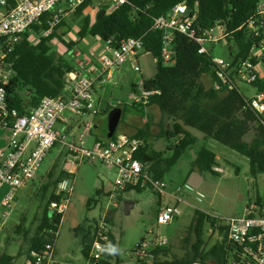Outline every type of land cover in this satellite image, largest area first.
Returning <instances> with one entry per match:
<instances>
[{"label":"built area","instance_id":"1","mask_svg":"<svg viewBox=\"0 0 264 264\" xmlns=\"http://www.w3.org/2000/svg\"><path fill=\"white\" fill-rule=\"evenodd\" d=\"M87 1L0 0V41L4 40L2 45L12 51L21 42L23 35L30 32L46 14H50L49 30L42 36H50L62 22L73 18ZM110 1L112 5L107 13L128 3L127 0ZM197 19V9H191L186 3L177 4L166 15L153 19L152 29L163 33L164 61L172 62L176 55L177 33L196 41L200 47L199 54L211 58V87L217 92L238 91L245 98L246 108L251 109L264 125V91L259 89V86L264 85V0L259 2L255 15L245 24L252 44L247 56L238 62L233 57L217 58L207 47L208 44L226 40L228 34L225 25L220 23L213 28L203 29L198 25ZM36 40L34 36L33 42ZM103 43L101 52H85L74 46L72 53L77 68L68 74L64 93L58 97H44L37 108L25 115L8 105L4 84L15 73L4 64L6 54L0 55V129L11 133L7 150L0 154V188H8L2 201L4 217L15 206L18 190L35 179L54 147L59 146L68 153L70 173L83 162L101 163L114 172L115 183L108 195L109 204L95 227L89 254L90 264H101L104 260V252L99 251L95 245L103 247L110 240L108 216L111 211L120 207L119 200L126 190L149 189L161 195L172 196L176 200L175 206L165 202L158 207L156 220L159 225H169L178 219L182 214L179 204L185 201L180 195L168 193V184L154 178L148 163L136 157L139 152L151 147L143 138L118 134L115 138L99 141L88 147L87 138L92 134V124H85L78 138L57 128L59 122L66 127L72 125L74 120L70 115L84 117L99 114L97 90L110 82L117 69L130 63L133 71L143 76L140 54L145 50L142 37L127 38L118 44L114 38H110ZM240 83L252 87L256 94L251 99L247 98L239 89ZM159 94V91L146 90L143 78L142 84L133 92L131 106L147 107L151 104L152 97ZM216 171L223 172L217 168ZM185 188L191 190L193 187L187 185ZM181 192L182 189L178 188L177 193ZM56 193L63 196V200L52 202L50 210L64 217L72 188L61 186ZM221 223L227 229L228 243L236 248L237 258L233 264H264V207L250 203L244 214L222 219ZM60 226L61 224L57 225V229L49 231L52 241L39 251H32L27 264H64L56 256ZM168 243L167 238L159 237L143 241L135 251L136 264H153V249Z\"/></svg>","mask_w":264,"mask_h":264},{"label":"trees","instance_id":"2","mask_svg":"<svg viewBox=\"0 0 264 264\" xmlns=\"http://www.w3.org/2000/svg\"><path fill=\"white\" fill-rule=\"evenodd\" d=\"M127 1V4L120 6L112 13H107V9L101 7L99 13L106 11V15L99 20V13L95 19L85 15V12L95 4V0H88L78 9L73 18L82 20L79 31L80 40L98 37L106 41L114 38L115 43L118 44L127 38L142 37L145 53L152 55L156 60L157 72L152 78L144 79V87L148 91L160 92L159 95L152 97L151 103L157 104L171 117L173 126L166 136L178 139V143L168 148L170 152H173V156L167 161L160 153H154L153 161L150 163V172L153 177L163 180L166 169L175 164L182 154L195 144L196 138L188 128L196 129L245 156L250 161L253 174L264 175V125L251 109L246 108L245 98L238 91H231L226 96H221L222 92L208 87L204 78L209 76L213 79L211 58L199 54L198 43L182 34L175 35L176 55L172 62L166 63L162 57L163 33L152 29L154 18L166 15L177 4L186 3L191 9H197V23L201 28H213L220 23L225 25L228 34L226 40L229 44V58L233 57L238 62L247 56L251 47L252 43L245 24L255 15L261 0ZM49 19L50 14L44 15L30 32L23 35L21 42L16 44L12 51H8L4 45L0 44V55L6 54L4 64L15 73L4 84L7 102L11 109L17 110L21 115L29 114L37 108L44 97L62 95L68 74L77 68L73 55H57L51 45L57 38L72 51L75 44H67L58 34L65 22H62L50 36H42L49 30ZM32 35L37 38L35 42L31 41ZM133 89L135 92L137 86L134 85ZM259 89L264 91V85L259 86ZM132 107L143 108L141 105ZM115 137L114 134L112 138ZM138 137L141 138V135ZM145 156L146 150L136 155L141 160ZM146 157L151 158L149 155ZM217 165V155L203 148L196 158L194 171H198L199 174L218 175ZM69 175L66 171L61 172L58 182ZM58 182H55V186ZM48 188L49 184L42 188L44 198L47 197ZM132 190L128 189L125 193ZM134 190L142 191L139 188ZM56 192L54 189L48 196L45 215L31 238L27 252L28 259L32 251H39L45 244L52 241L49 231L57 229V225L62 223L63 216L54 214L50 210L52 202L63 200V196L57 195ZM160 202L162 203V198ZM255 204L264 207V195H257ZM208 225L217 228L223 237L221 241L210 247L205 239ZM94 232L89 229L84 237L83 253L87 260H89ZM191 232L194 233L196 241L185 256L173 255L168 245L156 247L152 251L155 257L153 264H206L207 261L228 264L229 251L236 252L235 246L228 243L227 229L221 220L203 211L195 212ZM108 243L116 245L112 233H110V240L104 246ZM12 262L13 257L6 254L1 264ZM101 264L125 263L121 259L120 252L114 255L104 252V260Z\"/></svg>","mask_w":264,"mask_h":264},{"label":"rangeland","instance_id":"3","mask_svg":"<svg viewBox=\"0 0 264 264\" xmlns=\"http://www.w3.org/2000/svg\"><path fill=\"white\" fill-rule=\"evenodd\" d=\"M94 5L108 11L112 2L95 0ZM99 11L98 9V12L91 13L93 19ZM89 41L94 42L92 46L94 50L103 51L104 43L98 37L83 39L81 48L85 47ZM207 47L217 58L229 59L230 57L227 40L218 44H208ZM140 62L143 76L135 73L131 64L128 63L121 68L120 73H116L111 82L105 85L103 91L97 93L98 116L70 115V117L75 122L82 123L97 117L100 122L95 131L99 134L103 133L101 127L112 111L104 112L108 104L111 108L117 105L132 107L133 86H140L143 78L149 79L156 74L157 64L152 55L142 52ZM205 82L210 86L208 78ZM238 86L241 93L249 99L256 94V91L246 84L240 83ZM188 130L196 138L195 144L189 147L175 164L166 169L163 177L168 184V193L180 195L185 200L184 203L179 204L181 216L169 225L157 224V204L161 198L163 203L167 202L174 206L177 202L172 196L161 195L149 189L125 193L119 200L120 207L111 211L108 216L111 233L117 247L121 249L120 256L125 264H133L132 255L140 243L151 241L155 237L167 238L171 253L183 257L196 241L194 233L191 232V226L197 210L222 220L242 215L250 203L255 204L257 195H264V175L253 174L248 158L196 129L188 128ZM80 133L81 131L79 135ZM93 139L91 135L88 136L89 146H92ZM177 143L178 139L164 136L155 141V148L167 161L173 156V152H169L168 147L175 146ZM203 148L217 155V169L223 172H218V175L200 174L203 182L197 188L187 190L185 187L189 185V180L195 173L196 158ZM61 151L62 148L59 146L50 151L33 182L18 190L15 206L7 217H2L5 229L0 233V253L5 252L6 249L7 254L13 256L12 264H27L31 238L45 215L48 196L54 189L57 191L61 186L67 189L72 188V193L56 242L57 258L64 264H90L83 253L84 237L89 229L94 231L96 223L99 222L109 204L108 196L99 195L98 190L104 188L107 194L110 193L115 183V174L101 163L83 162L78 164L73 174L58 182L61 172L66 171L68 160L67 154ZM55 182H58L57 186ZM47 184L49 188L47 197L44 198L42 188ZM178 188L182 189L181 193H177ZM127 201L134 203L129 215L124 211V204ZM79 228L82 229L79 231ZM220 235L221 232L217 228L208 225L205 235L208 247L213 245ZM232 261L231 256L229 264H232Z\"/></svg>","mask_w":264,"mask_h":264},{"label":"crops","instance_id":"4","mask_svg":"<svg viewBox=\"0 0 264 264\" xmlns=\"http://www.w3.org/2000/svg\"><path fill=\"white\" fill-rule=\"evenodd\" d=\"M98 9L100 10V7L98 8V6L94 5V7L92 6L90 9H88L85 12V15H90L91 16V13L98 12ZM64 22H65L66 26L64 25L58 31V34L61 36V38H62V40L64 42H66L67 44L73 43V44H75V46L79 47L81 50H83L85 52L90 51V50H94L93 47H92L94 45L93 41H89V43L86 44L85 47L81 48V46H82L81 42L83 41V40H80V38H79V31L81 30V23H82L81 19L75 20L74 18H69V19H67ZM31 41H34V36L33 35L31 37ZM51 45H52L53 50L58 55H66V54H70V53H71V55L73 54L72 51H70L57 38L53 40ZM63 51H64V53H63ZM155 62H156V60H155ZM121 68L117 69L114 72L110 82L113 80V78L115 77L116 73H120ZM206 78L209 79V83H210V86H208V87H211V84H212L211 78L209 76H205L204 80ZM104 88H105V86L100 87L97 90V93L99 91H103ZM133 90L134 89L132 88V91ZM114 108H118V109L121 110V117H120L119 122L117 123V126L115 128V133L114 134L115 135L126 134L128 136H136V137L141 135V138L146 140L151 145L149 150L146 151V156L149 155L151 157L150 161L147 162L148 166L150 167V165H151L150 163L153 161L152 156L154 155V153H158V151L155 148V141L157 139L161 138V137H164V136L167 137L166 133L169 130H171V128L173 126V120L171 119V117L167 113H164L160 109V107L157 104H155V103H151L149 106L143 107V108L126 107V106H122V105H117V106L111 108V105L108 104L107 108L104 109V112L105 111L107 112L108 110H113ZM98 115L99 114H97L96 116H98ZM87 116H90V115H87ZM99 122H100V120L97 117L93 118L90 121H84L83 123L81 121L75 122V120H74L72 125H70L68 127L64 126L61 122H59V124L57 125V128L59 130H61V131L68 132L71 135H73L74 137L78 138L83 132L84 125L85 124H92L93 129H92L91 136H92V138H94L93 139V144H94V143L99 142V141L107 140L102 132L99 134V133H97L95 131L99 127ZM101 129H102V127H101ZM79 131H81L80 135H79ZM189 132H190V130H189ZM10 137H11V133H10L9 130L0 129V154L3 151L7 150L8 144H9V141H10ZM61 152H64V153L67 154V159L68 160H67V164H66V172L68 174H73V173H70V169L71 168H70V165H69L68 153L65 150H63V149H62ZM195 172L199 173L198 171H195ZM202 182H203V180H202ZM31 183H29L25 187L29 186ZM7 191H8L7 187L0 188V233H1L2 230L5 229V225L2 223V219H3L2 217L4 216V212H5V210L2 207V201H3ZM98 194L99 195H104L105 194L107 196L109 195V193L107 194V192L105 191L104 188L99 189L98 190ZM162 203H163V199H162ZM1 214H2V216H1ZM93 236H94V233H93ZM222 238H223L222 235H220V238L217 239L215 241V243L218 242V241H221ZM135 251L133 252V255H132L133 256V258H132L133 259V264H136ZM6 254H7L6 249H5V252L0 253V264L2 262L3 256L6 255ZM56 256L58 257L57 245H56ZM231 256L233 258V261H234V259L237 258L235 252L229 251L228 261H230ZM121 259H122V256H121ZM233 261H232V264H233ZM197 264H200V263H197ZM206 264H215V262L214 261H207ZM228 264H229V262H228Z\"/></svg>","mask_w":264,"mask_h":264},{"label":"water","instance_id":"5","mask_svg":"<svg viewBox=\"0 0 264 264\" xmlns=\"http://www.w3.org/2000/svg\"><path fill=\"white\" fill-rule=\"evenodd\" d=\"M106 15V11H101L98 14V19L101 20L104 16ZM4 42V40L0 41V44H2ZM228 94V92H222L221 96H226ZM121 117V110L118 108H114L110 114L108 115V117L105 119L104 124L102 126V131L104 133V136L107 139H110L113 137L114 133H115V128L117 126V123L119 122ZM142 161L144 162H149L150 158L148 157H143ZM202 182V178L200 176L199 173H194L193 177H191V179L189 180V185L192 186L193 188H197ZM134 207V203L132 202H125L124 204V211L127 215L130 214L131 210Z\"/></svg>","mask_w":264,"mask_h":264},{"label":"clouds","instance_id":"6","mask_svg":"<svg viewBox=\"0 0 264 264\" xmlns=\"http://www.w3.org/2000/svg\"><path fill=\"white\" fill-rule=\"evenodd\" d=\"M95 247L101 251V252H107L108 254H117L121 251L116 245H112L111 243H108L105 246H101L99 244H96Z\"/></svg>","mask_w":264,"mask_h":264},{"label":"flooded vegetation","instance_id":"7","mask_svg":"<svg viewBox=\"0 0 264 264\" xmlns=\"http://www.w3.org/2000/svg\"><path fill=\"white\" fill-rule=\"evenodd\" d=\"M160 205H161L160 202H158L157 207H159Z\"/></svg>","mask_w":264,"mask_h":264}]
</instances>
